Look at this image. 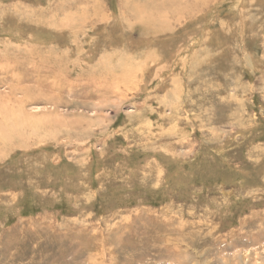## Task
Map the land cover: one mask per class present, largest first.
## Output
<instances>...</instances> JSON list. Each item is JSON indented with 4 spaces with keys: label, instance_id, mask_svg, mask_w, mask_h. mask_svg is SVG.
I'll use <instances>...</instances> for the list:
<instances>
[{
    "label": "rangeland",
    "instance_id": "obj_1",
    "mask_svg": "<svg viewBox=\"0 0 264 264\" xmlns=\"http://www.w3.org/2000/svg\"><path fill=\"white\" fill-rule=\"evenodd\" d=\"M4 57L0 264H264V0H0Z\"/></svg>",
    "mask_w": 264,
    "mask_h": 264
},
{
    "label": "bare ground",
    "instance_id": "obj_2",
    "mask_svg": "<svg viewBox=\"0 0 264 264\" xmlns=\"http://www.w3.org/2000/svg\"><path fill=\"white\" fill-rule=\"evenodd\" d=\"M187 2V1H186ZM183 3V1H182ZM243 3V2H242ZM184 4V3H183ZM168 10H166L167 13ZM169 13V12H168ZM156 31V30H155ZM11 58V57H10ZM10 58H6L4 57V62H2L3 64H0V73H4L5 74V79L9 80V81H13L16 83H22V82H26V81H32L33 79H35V77H33L31 75H29L27 72H23L22 70H20L21 67V63L19 60H15V61H9ZM2 59L0 58V61ZM256 60V59H255ZM252 56H248L247 57V61L249 66L253 67L255 66V61ZM22 61V60H21ZM34 82H37L38 84H41L42 80L38 77H36V79L34 80ZM9 90H11L10 92L16 94V93H21L24 96V99L19 101V103H25L27 101V98H30L32 96L35 95V92H33L31 89L28 88H24V87H17V86H8ZM8 101H13L11 99H8ZM169 239V238H168ZM177 241V240H176ZM170 242V241H167ZM178 244V243H177ZM176 245V244H175ZM157 248V247H156ZM160 248V247H159ZM164 249L166 247H163ZM155 249V248H154ZM171 249V248H170ZM160 251V249H158ZM144 252V251H143ZM168 259V258H167ZM113 260H118L113 259ZM120 261V260H119ZM128 261V260H126ZM138 261V260H137ZM130 263V262H129ZM90 264V263H89ZM183 264V263H182Z\"/></svg>",
    "mask_w": 264,
    "mask_h": 264
}]
</instances>
